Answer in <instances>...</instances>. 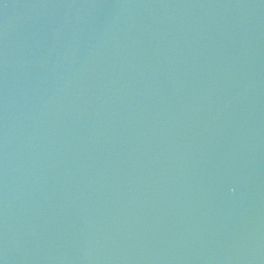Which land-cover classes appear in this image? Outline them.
Segmentation results:
<instances>
[{
    "label": "water",
    "instance_id": "water-1",
    "mask_svg": "<svg viewBox=\"0 0 264 264\" xmlns=\"http://www.w3.org/2000/svg\"><path fill=\"white\" fill-rule=\"evenodd\" d=\"M0 264H264V0H0Z\"/></svg>",
    "mask_w": 264,
    "mask_h": 264
}]
</instances>
